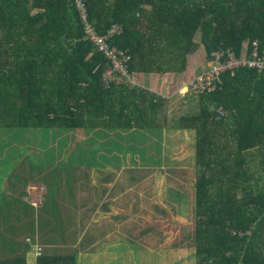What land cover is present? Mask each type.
<instances>
[{
    "label": "trees",
    "instance_id": "1",
    "mask_svg": "<svg viewBox=\"0 0 264 264\" xmlns=\"http://www.w3.org/2000/svg\"><path fill=\"white\" fill-rule=\"evenodd\" d=\"M84 2L97 33L121 28L109 43L129 55L130 74L184 72L189 55L201 46L208 60L219 50L239 55L245 41L264 48V0ZM109 65L85 39L75 0H0V138H12L0 148V164L14 166L0 188V264H28L34 245L28 232L36 225L39 231L40 211L46 212L45 202L37 206L25 200L29 192L23 180L35 153L31 143L53 139L54 129H84L89 135L95 129L119 133L167 127V100L143 87L108 81ZM196 97L198 113L176 123L197 135L196 264H264V70L227 72L215 92ZM219 106L230 115L218 118ZM14 144L21 148L18 155ZM53 147L45 155L51 164L57 157ZM75 208L56 217L63 230L78 236L94 210ZM47 226L52 229V223ZM38 233L46 246L37 239L42 255L35 264H76L77 242L53 246Z\"/></svg>",
    "mask_w": 264,
    "mask_h": 264
},
{
    "label": "rangeland",
    "instance_id": "2",
    "mask_svg": "<svg viewBox=\"0 0 264 264\" xmlns=\"http://www.w3.org/2000/svg\"><path fill=\"white\" fill-rule=\"evenodd\" d=\"M248 42L245 41L244 44ZM252 45L254 46V43ZM244 46L241 51L246 49ZM189 57L190 70L184 74L182 72L162 74L164 76L160 85L163 86L161 89L168 96L166 100L169 110L176 109L181 102L187 106L184 108L185 113L199 109V98L191 95L194 94L192 83L203 71L199 74L195 71L198 67L203 69L206 66L204 71L208 70L212 61L208 60L203 46ZM189 95L191 97H186ZM179 119L177 117L174 119L175 126L176 123L178 126ZM85 132L84 129H80L79 132L54 129L53 139H46L39 144L40 146L36 144L37 142L30 144L35 153L31 156L32 168L30 167V171L25 174L23 180L29 192L27 193L25 189V200L37 206L45 202L46 212L40 211V232L37 230L38 225L28 232L34 242L32 249L30 246L27 252L29 264H35L38 255L35 249L37 239L39 241L38 232L47 241L46 243L53 246L64 242L75 246L79 241L80 233L77 236L72 229L64 228L63 230L62 222L56 217L58 212L69 208L67 205L71 203L76 204L75 207L80 206V211L86 205H90V209L94 210L89 219L92 232L88 237L95 236L97 228L94 226L96 225L103 227L112 224L114 226L119 235V244H116L118 241L107 242L101 251L107 253L111 248H115L119 251V264H196L193 188L197 181L198 171H196L194 151L192 154V148L188 147V143L183 146L175 130L171 133L170 143L165 148L164 139L166 137L158 136L157 131H147V139L136 138L133 143L122 139L120 143H117L118 137L125 135L124 131L115 133L107 129H95L89 135L84 134ZM158 132L161 134L162 130ZM193 133V138L195 136V141H197L196 132L193 131ZM73 134H76L78 140L74 139ZM67 136H69L68 141L65 139ZM58 138L62 139L59 146L58 141L56 142ZM187 139L191 140L189 137ZM11 141L10 136L2 140L0 138V148H4ZM14 146L17 145L14 144ZM53 146L57 148V157H52L55 160L51 164L52 161L45 155ZM11 147H7L6 150L12 149ZM17 148H19L18 155L21 148L19 146ZM113 152H115L114 155ZM78 155L82 157V162L78 158L75 160ZM184 157H186L184 160L191 158L190 167L194 174L191 175L181 168H187L183 162L177 163V158ZM12 166L0 164L1 189L5 187L7 170ZM112 166L117 171L112 172ZM105 168L109 169L105 170ZM115 177L117 180L114 192L117 193L115 201L118 204L117 208L109 212L100 211L96 208V204H101V199L106 192V182L112 181ZM104 197L106 200H111V195ZM47 221L52 223L51 230L47 226ZM67 225L76 226L77 224L69 222ZM128 227L131 229L130 233L136 232V239H129ZM92 248L96 250L97 247ZM51 252L53 250L49 253Z\"/></svg>",
    "mask_w": 264,
    "mask_h": 264
},
{
    "label": "crops",
    "instance_id": "3",
    "mask_svg": "<svg viewBox=\"0 0 264 264\" xmlns=\"http://www.w3.org/2000/svg\"><path fill=\"white\" fill-rule=\"evenodd\" d=\"M190 63H191V60H190V57H188L187 70H190V67H189ZM206 68H207V66L203 69H199V67H198V70L195 72H196V74H199L202 71H204ZM186 71H184L182 73L184 74ZM180 74H178V75H180ZM131 75H132L135 86L143 87V88L149 89L153 92H156L160 96H162L164 99H166L168 97L165 94V91L161 89V88H163V86L160 85L164 75L159 74V73H134ZM186 97H191V95L186 96ZM185 105L186 104L184 102L183 103L181 102L177 106L176 109L168 111L169 113H168L167 127L165 129H161L162 130L161 134H159V132H158L160 130V128L142 129L139 131H137V130L126 131V132H123V133H125L124 136L118 137L117 143H120L121 139L125 140L129 143L130 142L133 143V141L136 138L147 139L146 138L147 137L146 132L152 130V132L157 131L156 133H158L157 134L158 136L161 135V136L166 137V139H164V148H165V146H167V144L170 143L169 137H170L171 133H173L175 130V132L180 137V142L182 143V145L184 146L188 143V147L192 148L191 152L193 154L194 146H195V136L193 138V134H194L193 131H191V130L185 131V130L180 129V128H176V129L174 128V127H176L175 126L176 121L174 120L176 117H177V119H179L180 116H183L185 114H190V112L189 113L184 112V108L187 107ZM197 110H199V109H197ZM197 110L192 111L191 113H198ZM172 119H173V122H172ZM187 137L191 138V140L187 139ZM115 148H116V146H115ZM114 154H115V152H113V155ZM108 156H110V155H108ZM164 158L166 159L165 155H164ZM185 158L186 157L177 158L176 161H177V163L183 162L184 164H186L187 168H185V167H181V168L184 169L185 171L189 172L192 175L194 173H193L192 167H190V165H191L190 159L191 158L190 159L188 158L189 160H184ZM188 161H189V163H188ZM114 166H112V172H114V170H116V168ZM108 169L109 168H105V170H108ZM116 180H117V178L115 177L112 181L106 182V192H105L104 196L105 195H107V196L111 195V200H106V197L103 196L101 199V204H96V208H99L100 211L109 212L110 210H114L117 208L118 204L115 203V201L117 199V193L114 192L115 191L114 186L116 184ZM71 205L74 206L76 204L71 203L70 205H67V206L70 207ZM75 210H77V212L82 211V210L80 211V206L75 208ZM85 223H86L85 229L83 231L81 230V232H79L81 237H80L79 241L77 242V244L80 245L81 247H80V252H78V254L76 256V260H77L76 264H85V262H86V264H119V257H120L119 251H117L115 248H111L110 250H108L107 253H102V251H101V249L103 248V246L107 242L114 243L115 241H118V243H116V244H119V235H118L116 229L114 228V226L112 224L107 225V226L104 225L103 227H101V225H99V226L96 225V226H94L95 228H97L96 232H95V236H89L88 237L89 233L92 232V229L90 228L91 224H89V221L88 222L86 221ZM89 228H90V230H89ZM130 230H131L130 227H128L127 231L129 232V235H128L129 239L130 240L136 239V237H137L136 232L134 231V232L130 233ZM41 245L43 246V244H41ZM89 245H91V246L88 247ZM93 246L97 247L96 250H95V248H92ZM118 248H119V246H118ZM28 264H29V261H28Z\"/></svg>",
    "mask_w": 264,
    "mask_h": 264
},
{
    "label": "built area",
    "instance_id": "4",
    "mask_svg": "<svg viewBox=\"0 0 264 264\" xmlns=\"http://www.w3.org/2000/svg\"><path fill=\"white\" fill-rule=\"evenodd\" d=\"M77 7L81 13L84 22L85 39L90 41L98 52H101L109 60L110 65L105 73V79L108 81H115L116 83H126L133 86L132 75L128 71L129 55L109 43V39L120 33L121 28L114 25L105 35L97 33L91 23L87 21V14L84 0H75ZM254 46L250 43L243 44L244 51L242 50L239 55L234 51L219 50L214 52L212 57V64L208 70L203 71L192 83L193 95H200L203 93L215 92L222 84V76L227 72L232 74L239 68L248 67L258 71L264 70V48L260 47L258 42H253ZM252 43V44H253ZM218 118L228 117L230 111L223 106H219L216 110ZM36 253L39 257L42 255V247L40 244L36 245Z\"/></svg>",
    "mask_w": 264,
    "mask_h": 264
}]
</instances>
